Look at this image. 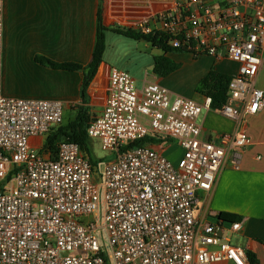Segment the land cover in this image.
<instances>
[{
	"label": "built area",
	"instance_id": "1",
	"mask_svg": "<svg viewBox=\"0 0 264 264\" xmlns=\"http://www.w3.org/2000/svg\"><path fill=\"white\" fill-rule=\"evenodd\" d=\"M0 0V264H249L232 243L242 224L196 215L199 191H211L226 161L241 166L251 139L243 132L202 139L199 116L210 107L156 83L139 88L110 69L89 140L114 154L100 170L78 145L61 139L53 155L30 145L62 123L54 100L4 96ZM118 27L173 51L237 63L225 104L238 122L264 107L256 78L264 63V0H110ZM144 145L126 149L140 139ZM164 141L183 151L176 166ZM257 159H259L257 157ZM100 170V171H99Z\"/></svg>",
	"mask_w": 264,
	"mask_h": 264
},
{
	"label": "crops",
	"instance_id": "2",
	"mask_svg": "<svg viewBox=\"0 0 264 264\" xmlns=\"http://www.w3.org/2000/svg\"><path fill=\"white\" fill-rule=\"evenodd\" d=\"M98 12L106 29L118 27L111 16L110 0H4L3 95L59 101L64 111L83 108L86 112L87 107L96 102L100 104L95 115L100 113L107 94L109 70L115 68L102 61L86 88L83 100V71L56 70L35 60L36 57H44L57 64L75 63L86 67L94 48ZM164 55L177 64L178 69L165 77L152 72L151 80L145 78L141 85L144 82L159 84L172 95L190 98L200 105L205 103L206 97L196 93V87L209 71L231 77L238 69L237 63L227 59L218 61L210 56L194 58L179 51ZM255 85L264 91V63ZM178 86H187L190 90L183 94L176 89ZM199 124L202 139L243 131L251 139V145L243 153L238 171L226 161L213 189L198 192L196 215L202 218L220 213L236 215L242 227L232 236V243L250 254L252 263L248 259L249 264H264V107L238 122L208 107L202 109ZM30 143L33 149L39 151L46 140L32 138ZM216 264L231 263L224 261Z\"/></svg>",
	"mask_w": 264,
	"mask_h": 264
},
{
	"label": "trees",
	"instance_id": "3",
	"mask_svg": "<svg viewBox=\"0 0 264 264\" xmlns=\"http://www.w3.org/2000/svg\"><path fill=\"white\" fill-rule=\"evenodd\" d=\"M107 31H112L114 33L120 34L121 36H125V38L132 40H142L150 43L153 47H156L163 51L164 54L170 52H174L169 47L159 44L155 39H150L146 35H141L137 32L131 30H125L120 27H113L111 29H106L101 21V17L99 12L97 13V28L95 34V43L92 51V56L90 57L89 64L86 67H81L75 63H62L57 64L49 59L44 57H36V62L51 67L56 70L61 71H83L84 79L82 83V98H85V91L88 87L90 81L94 78L99 64L102 62V57L104 54L105 46H104V37L103 34ZM157 56L153 59V69L152 72L161 77H165L168 74L170 75L175 70L178 69V65L174 64L170 61L165 55ZM230 76L219 74L214 72L213 70L209 71L205 77L201 79L196 87V93L210 98V109L213 111L219 110L226 101L227 96V86L229 85ZM89 120L87 119L86 112L83 108H80L76 114L74 120L66 123L65 125L59 126L54 133L52 132L50 136L46 139L45 147L49 149V151L54 155L56 153V148L58 143L63 138H67L69 141L78 145L81 152L87 156L94 167L99 168L102 161L94 160L91 157L90 149H89V138L86 134V124H88ZM150 141V139H140L133 143H131L126 149H132L134 147L144 145L146 142ZM218 218L225 222H235L239 221V218L236 215H231L230 213H220ZM248 259L252 263V259H250V254L247 253Z\"/></svg>",
	"mask_w": 264,
	"mask_h": 264
},
{
	"label": "rangeland",
	"instance_id": "4",
	"mask_svg": "<svg viewBox=\"0 0 264 264\" xmlns=\"http://www.w3.org/2000/svg\"><path fill=\"white\" fill-rule=\"evenodd\" d=\"M103 37L105 46L102 57L103 62L112 68L128 72L135 80L134 83L137 88L141 86L145 78L151 80L153 77V59L163 54L162 50L153 47L146 41L128 39L112 31L105 32ZM176 89L183 94L190 90L187 86H178ZM99 104L95 102L92 106L87 107L86 116L89 121L95 116V110ZM77 112V110L63 111L61 125H65L74 120ZM164 144L166 150L163 151V155L172 165L176 166L183 149L173 141H164ZM89 146L91 157L94 160L102 161L99 166L100 170H102L106 162L115 158L114 154L104 152L100 149L98 140H89Z\"/></svg>",
	"mask_w": 264,
	"mask_h": 264
}]
</instances>
